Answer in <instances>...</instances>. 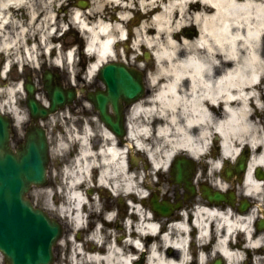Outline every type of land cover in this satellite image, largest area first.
<instances>
[{"label": "bare ground", "instance_id": "obj_1", "mask_svg": "<svg viewBox=\"0 0 264 264\" xmlns=\"http://www.w3.org/2000/svg\"><path fill=\"white\" fill-rule=\"evenodd\" d=\"M54 2L60 7L69 5L72 22L87 34V48L94 56L87 69L90 77L103 61L115 56L114 47L124 39L126 32L133 36V47L143 46L153 51L156 67L149 78L151 84L156 83L155 91L150 97L139 99L131 105L128 127L130 147L142 149L147 154L150 170L166 171L173 156L188 150L194 157H207L208 168L214 171L219 164L222 167L231 165L239 151L248 146L250 156L244 186L247 192L255 196L264 193V181L253 175L254 168L264 169V129L252 119L243 105L237 108L227 106L222 115L218 114V108L214 105L219 97L228 99L235 92L243 100L245 93L242 85L248 79H255L260 74L257 70L264 67V50L260 45L261 34L264 32L262 2L90 0V4L88 2L86 7H82L72 0H40L42 15L36 17V9L27 6L28 20L32 21V28L38 31L42 46L50 50L54 29L61 24L57 21L65 18L55 11ZM21 3H27V0H0L1 11L10 6L14 9ZM133 3L134 14L129 11ZM6 20L9 21L10 16L2 13L0 24ZM191 24L198 28V35L193 38L182 34L184 28ZM25 33L24 29L19 30L17 38L10 37L8 33H0L3 36L0 49L7 50L10 58L6 65L16 54L18 56L19 49L32 63L36 60L37 43L28 45L21 41ZM65 56L70 63L73 62L72 50L67 51ZM218 57L231 59L234 68L230 72L224 71L213 80L212 59ZM244 64L250 68L247 74L242 68ZM228 83L234 85L233 90L227 87ZM17 89H22L21 82L16 88L14 85L0 87V91L6 94L4 103L9 106V112L15 114L16 122L20 120V113L13 104ZM151 129L154 135H150ZM83 132L80 136V157L75 159L74 166L66 172V176H69V182L65 184L66 201L60 206L54 205L55 200L50 199L51 190L44 189L45 203L62 213L72 210L71 219L76 227H80L83 197L74 183L88 170L93 155L94 158L100 155L103 162L101 181L111 179L114 188L129 192L134 200L130 205L135 207L139 217L136 216L134 229L130 230L126 238L118 242L111 240L104 248L94 244V241L101 240L98 231L90 235L93 243L71 238L67 264H130L137 257L136 253H128L133 248L136 252H147L146 264H187L188 253L193 246L199 249L201 259L205 253L216 250L223 253L231 264L235 263L232 260L241 257V251L235 248L237 243L231 242L234 233L244 234L247 246L260 242V239H250V214L239 215L229 208L206 206L201 199L197 200L199 209L191 217L192 224L183 219L173 222L171 226L174 228L170 233L161 238L156 237V223L149 219L143 220V211L136 203L139 199L134 193L143 198L145 190L134 181L136 172L126 169L124 150L115 144L112 134L104 129L105 143L99 151H93L86 141L89 129L84 128ZM215 132L221 138V150L218 153L208 148L209 139ZM59 145L61 148L65 146L62 141H59ZM92 203L90 201L91 207ZM130 216L134 217V214ZM213 219L218 227L223 225L224 228L218 229L215 224L214 231L210 224Z\"/></svg>", "mask_w": 264, "mask_h": 264}, {"label": "flooded vegetation", "instance_id": "obj_2", "mask_svg": "<svg viewBox=\"0 0 264 264\" xmlns=\"http://www.w3.org/2000/svg\"><path fill=\"white\" fill-rule=\"evenodd\" d=\"M27 6L34 7V0H27V3H21L17 5L14 9L8 7L1 11L0 5V15L4 13L6 16H10V20H6L4 23L0 24V33H8L10 37H16L19 30L24 29L27 33L25 36H22L21 41L27 43L28 45L33 43V28L32 21L28 20L29 10ZM41 13V10H37L36 14ZM29 28V29H28ZM189 38L196 37L198 35V29L196 25L191 24L188 29L184 32ZM1 36V35H0ZM3 36L0 37V41ZM261 48L264 50V37L260 41ZM145 51L142 52L144 57ZM20 53L18 52V55ZM7 50L0 49V71L2 66L7 63L8 59L10 60ZM17 54L11 59L10 63H15L17 61ZM136 58L133 61L139 63L141 61L142 69L145 73V76L148 77L147 72L152 67V64ZM116 60H121L117 58ZM126 62H130L128 59H124ZM212 69L213 72L212 79L214 80L216 76L224 73V71L230 72L234 67L231 59L223 58H214L212 59ZM227 61V62H225ZM15 65L13 64V67ZM242 68L249 72L250 68L244 64ZM260 74L256 76L255 79L249 80L242 85V91L245 93L242 99L237 96L236 92L232 96L225 99L224 97H219L217 101L213 104L218 108V114H224L229 107H239L242 106L251 114L253 120H256L260 127L264 129V67L257 70ZM17 71L13 68L7 74L6 78L0 81V84L14 82L17 78ZM79 78H77L78 80ZM61 80H64L63 83L65 86L70 85L69 76H63ZM77 80H72L76 85ZM224 80V79H222ZM214 86V82L212 83ZM84 85L83 82H80V85ZM86 89L95 90L98 88V81L94 80L89 84L88 87L84 86ZM227 87L230 90L234 89V85L228 83ZM153 93V87L148 83V80L145 78V92L144 98L149 97ZM76 100V99H75ZM87 101L86 94H81V98L70 105H66L57 112V115L48 117L45 119V125L50 127L48 132L51 136V142L56 141L55 131L56 126L61 123H67L75 127L77 131V136L80 137L84 134L83 129L86 125L89 127V136L87 141L89 143L90 149L93 151H99L101 145L105 143L104 129L107 127L104 121L100 118L97 108L92 104L87 106L85 103ZM118 116L115 117V122L120 124L125 130H127L130 121H129V106L123 101H120ZM109 112L114 114L113 109L109 106ZM3 111V110H1ZM78 115L82 117L77 118ZM32 122L31 118H28L21 123L22 133L21 136H17L16 142L22 139L24 128ZM56 123L54 129L49 124ZM47 130V127H45ZM16 133V132H15ZM212 142V145H218L221 142V138L215 132L211 135L209 139ZM115 144L121 147L124 150V156L126 161V169H130L129 165V149H128V139L127 136H122V138H116ZM246 154L249 156V151H246ZM80 157L79 154V144L71 145L67 149H64L59 152L56 156L53 153H49V161L47 166V180L44 189H50L51 194L55 191L58 194L50 197L53 198L58 206L66 201V190L65 184L69 182V176H66L68 169L74 166L75 159ZM103 162L101 156L97 155L94 158H91L88 171L81 174V178L75 182V186L78 190L81 191L84 200H89L86 205L80 207L81 220L90 222V226L83 229V233H88L92 227L96 224H102L105 227L116 226L120 228L119 222L123 224L127 223L130 217L129 214V195L126 192H122L119 189H114L113 181L103 182L100 179L101 169ZM70 173V172H69ZM145 181H142V186L146 189L148 196L146 199H141V204L146 209L152 211V206L150 200L156 198L158 202L165 201L168 203V216H163L157 214V212L152 211V214L159 220V222L169 223L174 220H178L181 214L187 213L189 210H193L194 207H199L197 200H202L204 205L211 207H219L225 209L226 207L230 208L231 211L235 214L246 213L252 215V227L253 239L262 238L261 243L251 249H245L243 253V258L240 261H237L238 264H264V226H260V222H264V201H258L255 197L247 194L242 184V171L235 172L234 175L230 178H222L220 172L210 174L208 169H204L202 180H200L205 188H209V185H214V187L221 186L222 189L228 193H232V198L228 197L227 201H220L218 203H211L207 198V194H201V190L196 187L194 195H191L189 192L182 189L179 185L173 182L169 173L165 174H155L148 175L144 177ZM196 179L197 185L200 182ZM224 185V186H223ZM119 192H122L121 194ZM123 195V197L121 196ZM90 201L92 207L90 206ZM72 209V206L71 208ZM55 213V211H51ZM59 215L61 222L65 226L64 235L67 236L72 228L69 227L72 218V210L68 212L56 211ZM71 226V225H70ZM105 235V232H103ZM189 260L187 264H229V261L221 253H205L204 258L201 260L199 253H189Z\"/></svg>", "mask_w": 264, "mask_h": 264}, {"label": "water", "instance_id": "obj_3", "mask_svg": "<svg viewBox=\"0 0 264 264\" xmlns=\"http://www.w3.org/2000/svg\"><path fill=\"white\" fill-rule=\"evenodd\" d=\"M99 74L105 90L88 93V96L102 118L118 134L121 130L106 114L107 106L110 103L116 109L118 98L128 103L138 98L143 91L142 76L136 69L112 63L104 64ZM52 78L51 73L43 74L44 87L49 95V107L46 108L40 106L33 96L34 84L25 83L27 105L32 116L46 115L72 98L74 92L64 90L59 84L52 85ZM9 135V120L0 115V251L4 254L5 264H49L53 260L52 246L61 234V225L42 209L34 207L26 195L32 185L45 182V133L41 127H33L15 151L9 145ZM238 166L242 167L243 163ZM193 168V163L184 156L177 157L172 166L175 181L183 182L191 192L194 189L188 177ZM209 198L217 200L225 195L214 191Z\"/></svg>", "mask_w": 264, "mask_h": 264}, {"label": "rangeland", "instance_id": "obj_4", "mask_svg": "<svg viewBox=\"0 0 264 264\" xmlns=\"http://www.w3.org/2000/svg\"><path fill=\"white\" fill-rule=\"evenodd\" d=\"M39 2H40V0H34V3H35V5L38 7V8H40V5H39ZM55 4H56V2H54ZM89 4H90V0H89ZM60 11V10H59ZM58 11V9H57V12H59ZM59 15H60V13H58ZM61 14H62V12H61ZM60 16H62V15H60ZM61 18V17H60ZM70 17L68 18V21H70ZM47 19H45L44 20V23L46 24V21ZM61 23L60 25H59V27H61L60 29H62V28H64V27H66V25H67V23H66V21H63V19L61 18V19H59L58 21H57V23ZM36 24V23H35ZM60 29H58L57 28V30L58 31H60ZM70 31V30H69ZM58 32H55V35L57 34ZM54 35V36H55ZM59 35H61V34H59ZM58 35V36H59ZM64 35V37H63V39L60 41V42H58V41H54V39L53 38H55V37H52L51 39L52 40H50V42L51 43H55V45H56V53H55V56L57 57V56H62V58H64V48H67L69 45V43L71 42V39L73 38V34H72V32L70 31V32H67V33H64L63 34ZM64 46H66V47H64ZM69 48V47H68ZM63 49V50H62ZM138 48H135V50H133V51H131V54H135V53H137V50ZM59 50V51H58ZM40 61V60H39ZM39 61H35V65L33 66L32 64V66H29V68H31V70H33L34 72H38L37 70H39L40 71V69H41V67H40V64H39ZM50 67H53V66H50ZM152 68V67H151ZM61 69H65V70H69L70 71V73H72V72H75L77 69H78V65H77V58L75 57L74 58V61L72 62V63H69V64H66L65 62L63 63V65H62V68ZM29 69H24L23 71H28ZM22 71V72H23ZM20 79H18V81H19ZM17 81V82H18ZM16 86H17V84H16ZM17 91H19L17 94L18 95H16V102H17V100L18 99H20L22 96H23V91H21V90H19V89H17ZM40 94V93H39ZM6 99V97H4V100ZM4 100H2V101H4ZM16 102H15V106L18 108V109H20V107L16 104ZM16 135L17 136H19L20 134H17L16 133ZM51 145H52V149L53 150H51V151H53L54 152V154H56V152H58L59 150H58V144L57 143H51ZM42 189L43 188H40V187H38V188H34L32 191H30L29 192V196L31 197V198H33V200L35 201V202H37L39 205H44L45 204V200H44V194H43V191H42ZM70 248H71V243L69 242H65L64 240L62 241V243H56L55 244V246H54V263L56 262V263H58V264H61L62 262H63V260H64V258L66 257V255L68 254V252L70 251ZM69 250V251H68ZM134 253V252H133ZM1 261H2V258H1V254H0V264H1Z\"/></svg>", "mask_w": 264, "mask_h": 264}]
</instances>
